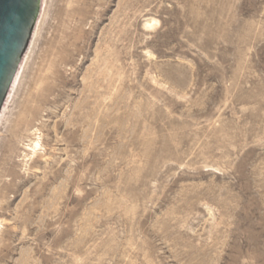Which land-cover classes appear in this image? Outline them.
I'll return each instance as SVG.
<instances>
[{"label": "rangeland", "instance_id": "1", "mask_svg": "<svg viewBox=\"0 0 264 264\" xmlns=\"http://www.w3.org/2000/svg\"><path fill=\"white\" fill-rule=\"evenodd\" d=\"M46 9L0 136V264H264V0Z\"/></svg>", "mask_w": 264, "mask_h": 264}, {"label": "water", "instance_id": "2", "mask_svg": "<svg viewBox=\"0 0 264 264\" xmlns=\"http://www.w3.org/2000/svg\"><path fill=\"white\" fill-rule=\"evenodd\" d=\"M48 0H0V136L22 85Z\"/></svg>", "mask_w": 264, "mask_h": 264}, {"label": "bare ground", "instance_id": "3", "mask_svg": "<svg viewBox=\"0 0 264 264\" xmlns=\"http://www.w3.org/2000/svg\"><path fill=\"white\" fill-rule=\"evenodd\" d=\"M46 11H47V9H46ZM43 19H44V17H43ZM43 19H42V22L44 21ZM42 22H41V25H42ZM152 26L153 25L150 22H147L145 24V27H147V28H152ZM39 32H38V34H39ZM37 37H38V35H37ZM37 39L38 38H36V41H38ZM36 41H35V43H36ZM34 46H35V44H34ZM32 53H33V51H32ZM9 119H10V117H9ZM23 123H24V119L17 120V122L13 128V132H12L13 138L16 140L18 139V144L21 145L23 148L22 149L23 152L21 153V156H19V157H22L21 161H23L26 164V166L30 164L31 165L30 170H32V168L38 169V167H37L38 163L50 164L51 159H50L49 154L47 153V147L45 145L44 135L42 133V129L40 128L41 123L37 122L35 126H33L31 129L27 130L25 137L19 138L20 128L23 125ZM14 146L15 145L11 143V146L9 147L10 148L9 152H12V148ZM17 176H18V174H17Z\"/></svg>", "mask_w": 264, "mask_h": 264}]
</instances>
